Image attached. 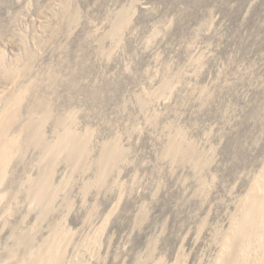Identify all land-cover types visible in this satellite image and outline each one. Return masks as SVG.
<instances>
[{
    "label": "rangeland",
    "instance_id": "obj_1",
    "mask_svg": "<svg viewBox=\"0 0 264 264\" xmlns=\"http://www.w3.org/2000/svg\"><path fill=\"white\" fill-rule=\"evenodd\" d=\"M128 8L115 43L110 31ZM28 50L36 56L24 80L36 91L24 116L36 95L50 97L54 113L80 111L74 128L88 131L90 160L115 140L123 156L101 185L95 160L76 171L60 161L52 179L69 181L45 219L25 188L39 172L38 152L28 147L0 186V261L13 262L20 221L36 242L64 222L66 255L85 264L208 258L215 230L227 226L264 166V0H0V58L14 65ZM168 78L173 87L158 94ZM6 84L1 74L0 95ZM178 128L209 162L197 167L165 153ZM85 237L97 252L86 249L91 240L81 245Z\"/></svg>",
    "mask_w": 264,
    "mask_h": 264
},
{
    "label": "bare ground",
    "instance_id": "obj_2",
    "mask_svg": "<svg viewBox=\"0 0 264 264\" xmlns=\"http://www.w3.org/2000/svg\"><path fill=\"white\" fill-rule=\"evenodd\" d=\"M132 14V8L124 10L113 25L110 34L114 39H116L115 43L116 41H119L124 27L127 26L131 20ZM35 56L36 55L33 52L28 50L26 56L19 61L17 59V64L14 65H6L4 62L5 60L0 58V73L7 80V84L4 89L5 91L2 95H0V186L3 185L13 161L18 157L26 155L25 153L28 147H34L38 152V159L36 158V160H38L39 172L34 177L27 176V179H24L26 185L25 188L28 189V196L30 197L28 198L30 199V202L32 201L31 204L34 202L36 205L35 208L38 207L40 216L42 218L46 217L45 219H47V215L52 213L55 209V202L56 200L58 201L57 197L59 195V191L64 188L66 189L69 181L68 178L65 179V181L63 180V182H61L62 184L57 185L52 179L53 172L58 167L57 164H59L60 161L69 164V168L73 167L72 169L75 168L74 170L76 171L78 166H87L90 161L92 162L95 160V163H97L96 166L98 167V173H96L97 178H95V181L93 182H95L96 185L99 183L101 185V183L106 180L105 175L107 174V171L109 169L112 170V168L116 166V163L122 158L123 148L118 140L113 142L108 141L104 143L103 146L101 145V152L98 153V157L90 160V148L92 145H89L91 144L88 141L89 134L85 133L88 131L83 132L75 129L76 122L78 121L77 113L80 111L77 110L78 112L76 113L75 111L65 110L60 113L56 112V114L53 109L54 103L50 97H39L36 95L31 108H29L30 113L28 117L26 118L27 115L24 116L22 109L28 93L32 90L36 91L33 89L36 83L34 80H30L28 82L24 80L26 74L33 68ZM170 79L168 78L164 80L161 87L157 90L158 94H162L171 89L174 81L172 82ZM22 117L25 119L24 124L21 129L17 131L15 127L18 125L17 123H20L19 121ZM51 120L54 121L52 122L54 123V128L53 132L49 133L47 132L46 125ZM91 134V136H93V133ZM186 138L187 136L185 133L179 130V128L176 129V131L172 133L171 139L169 137L168 141L170 142L165 153L173 160L186 159V157H189L192 158L194 161L192 162L195 166L199 167L203 166V164L205 165L208 161L207 155H209V153L207 154V152H205L207 157L205 156L203 158L199 155L197 148L195 147L196 145L194 144V146L193 143L187 141ZM88 160L90 161L88 162ZM71 174L69 175L71 176ZM205 183L206 181L203 180L202 186H205L203 185ZM91 184L89 183V185ZM1 197L2 196L0 195V201H3L1 200ZM67 198H65L66 201ZM239 199L241 200L239 201L236 211L231 216L227 226L219 227L215 230L213 234L215 248L212 250L209 257H201L199 260L195 261V264H264V166L260 175L252 181L251 188L248 190V193ZM10 210L11 207L8 206L4 215L7 213V216H9L8 212ZM7 218H5V220ZM20 222L14 223V227L12 229V235L15 237L17 241V243H15L17 245L15 244L14 247L11 246V250H8L9 253L7 252L13 262H7L8 260L2 261L3 259L0 258L2 259L0 264L1 262H7L6 264L87 263L85 262V259L82 261L79 256L80 254L76 255L75 259L73 257H71L72 259H69V255H66L67 246L70 243L69 240H71V237L68 235L69 232L67 231L65 224H63L64 222H50L51 226H49L51 227V234H48V237L41 239V242H39L40 240L35 237L39 240V243L36 242V239L33 240L34 238H32L33 235L31 233L33 230L31 232L25 230L26 227L23 230L21 227H23L22 224L24 223L21 224ZM99 234H102V232ZM99 234L96 236L98 237ZM90 236L89 238H91ZM86 238L87 237H85V239ZM88 240L89 239H86V241L83 240V242H85H81V245L85 247L86 244L90 243L89 245H86V249H88L89 246L90 250V247L94 245L91 242L94 240L90 239L91 241L89 240L90 242L87 243ZM94 246L91 249V253L93 252V249L97 252L96 246ZM79 250L82 252L83 249L81 248ZM89 250H86V253L84 252L85 255L88 254L87 251ZM18 251L21 253H18ZM94 253L91 254L92 257L93 255L96 256ZM5 258L8 257H4V259ZM11 259L9 260L12 261ZM157 264L167 263L166 261H160ZM176 264L183 263L177 262Z\"/></svg>",
    "mask_w": 264,
    "mask_h": 264
}]
</instances>
